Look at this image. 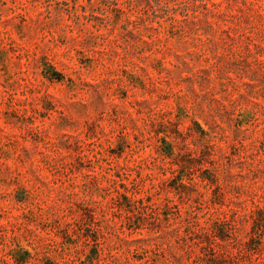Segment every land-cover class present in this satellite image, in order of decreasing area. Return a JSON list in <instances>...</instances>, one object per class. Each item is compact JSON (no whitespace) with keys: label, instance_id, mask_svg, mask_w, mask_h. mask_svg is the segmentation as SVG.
<instances>
[{"label":"rangeland","instance_id":"obj_1","mask_svg":"<svg viewBox=\"0 0 264 264\" xmlns=\"http://www.w3.org/2000/svg\"><path fill=\"white\" fill-rule=\"evenodd\" d=\"M262 213L264 0H0V264H205L220 221L256 264Z\"/></svg>","mask_w":264,"mask_h":264},{"label":"trees","instance_id":"obj_2","mask_svg":"<svg viewBox=\"0 0 264 264\" xmlns=\"http://www.w3.org/2000/svg\"><path fill=\"white\" fill-rule=\"evenodd\" d=\"M258 222L264 223V213ZM223 222H213L210 227H201L198 234H196L195 240L201 245L202 255L200 257L201 262L205 264H246L244 262H236L232 257H225L215 253V249L210 247V239L214 241H225L228 231L224 229ZM201 230V231H200ZM208 253V254H206ZM256 264H264V259Z\"/></svg>","mask_w":264,"mask_h":264}]
</instances>
